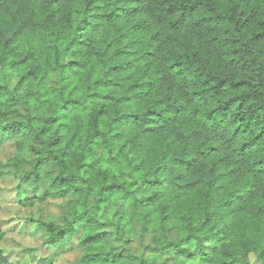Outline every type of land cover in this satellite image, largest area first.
I'll return each instance as SVG.
<instances>
[{"label":"trees","instance_id":"16d2710c","mask_svg":"<svg viewBox=\"0 0 264 264\" xmlns=\"http://www.w3.org/2000/svg\"><path fill=\"white\" fill-rule=\"evenodd\" d=\"M7 144L72 264H264V0H0Z\"/></svg>","mask_w":264,"mask_h":264},{"label":"rangeland","instance_id":"374dc122","mask_svg":"<svg viewBox=\"0 0 264 264\" xmlns=\"http://www.w3.org/2000/svg\"><path fill=\"white\" fill-rule=\"evenodd\" d=\"M12 152L13 147L10 144L1 146L0 161L8 159ZM16 181L12 176L0 178V227L7 234L6 241L2 246L4 252H7L8 259L13 263L18 262V264H46L48 258L53 256L52 264H72L81 256L77 234L71 236L62 247L55 249L43 248L40 245V239L34 240L25 235L28 232V226H26L27 223H24V219L29 213L37 215L38 210L41 209L43 216L50 218L59 213L57 205H60L62 201L52 200L26 211L19 207L15 201ZM20 247L26 248V250H22ZM44 259L48 260L42 262Z\"/></svg>","mask_w":264,"mask_h":264}]
</instances>
